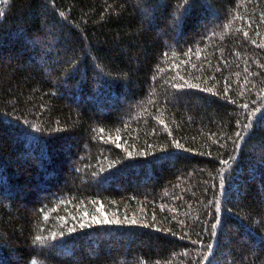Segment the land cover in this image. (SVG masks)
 Segmentation results:
<instances>
[{
	"label": "trees",
	"instance_id": "obj_1",
	"mask_svg": "<svg viewBox=\"0 0 264 264\" xmlns=\"http://www.w3.org/2000/svg\"><path fill=\"white\" fill-rule=\"evenodd\" d=\"M0 264H264V0H0Z\"/></svg>",
	"mask_w": 264,
	"mask_h": 264
},
{
	"label": "snow or ice",
	"instance_id": "obj_2",
	"mask_svg": "<svg viewBox=\"0 0 264 264\" xmlns=\"http://www.w3.org/2000/svg\"><path fill=\"white\" fill-rule=\"evenodd\" d=\"M84 215H86V216H87L88 214H87V213H85ZM94 222H97V221L95 220V218H94ZM70 231H72V230L70 229ZM37 239H39V238H37Z\"/></svg>",
	"mask_w": 264,
	"mask_h": 264
}]
</instances>
